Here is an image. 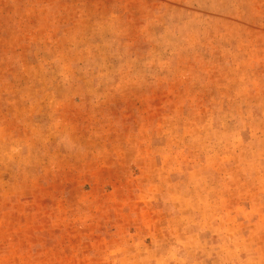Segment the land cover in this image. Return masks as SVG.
Listing matches in <instances>:
<instances>
[{
  "label": "rangeland",
  "instance_id": "1",
  "mask_svg": "<svg viewBox=\"0 0 264 264\" xmlns=\"http://www.w3.org/2000/svg\"><path fill=\"white\" fill-rule=\"evenodd\" d=\"M0 264H264V0H0Z\"/></svg>",
  "mask_w": 264,
  "mask_h": 264
}]
</instances>
